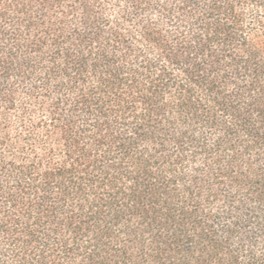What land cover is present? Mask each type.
<instances>
[{
    "label": "trees",
    "instance_id": "trees-1",
    "mask_svg": "<svg viewBox=\"0 0 264 264\" xmlns=\"http://www.w3.org/2000/svg\"><path fill=\"white\" fill-rule=\"evenodd\" d=\"M264 0H0V264H264Z\"/></svg>",
    "mask_w": 264,
    "mask_h": 264
},
{
    "label": "rangeland",
    "instance_id": "rangeland-1",
    "mask_svg": "<svg viewBox=\"0 0 264 264\" xmlns=\"http://www.w3.org/2000/svg\"><path fill=\"white\" fill-rule=\"evenodd\" d=\"M256 41L262 53L264 54V34L257 36Z\"/></svg>",
    "mask_w": 264,
    "mask_h": 264
}]
</instances>
